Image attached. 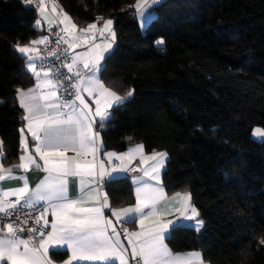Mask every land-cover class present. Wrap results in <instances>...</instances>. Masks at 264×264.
I'll return each mask as SVG.
<instances>
[{
	"label": "trees",
	"instance_id": "obj_1",
	"mask_svg": "<svg viewBox=\"0 0 264 264\" xmlns=\"http://www.w3.org/2000/svg\"><path fill=\"white\" fill-rule=\"evenodd\" d=\"M56 2L78 27L97 16L114 21L116 43L101 79L134 95L100 129L104 151L140 144L148 154L166 152L164 189L190 192L204 221L200 231L174 230L168 247L198 251L207 264H264V141L251 138L253 127L264 129V0H164L142 31L129 7L136 0ZM35 20L33 7L0 0L4 165L20 153L16 89L32 85L13 46L40 35ZM105 191L113 207L133 203L126 177ZM51 258L62 262L67 253Z\"/></svg>",
	"mask_w": 264,
	"mask_h": 264
},
{
	"label": "snow or ice",
	"instance_id": "obj_2",
	"mask_svg": "<svg viewBox=\"0 0 264 264\" xmlns=\"http://www.w3.org/2000/svg\"><path fill=\"white\" fill-rule=\"evenodd\" d=\"M23 2L35 6L38 17L44 16L48 0ZM162 3L163 0H136L129 7L135 8L142 29L146 30L158 19L155 8ZM96 21H103L102 27L97 28L94 22L79 28L80 33L90 34L84 38L76 34L78 26L65 13L59 21L64 25L60 29L64 35L53 32L51 26L55 22L47 21L48 35L13 46L25 58L26 69L36 82L28 89H16V99L23 109L21 120L25 122L20 129L18 163L4 166L6 153L0 140V264H54L53 253L69 254L63 264H203L200 252L173 253L166 243L178 228L200 231L204 226L198 209L191 204L190 192L169 196L162 186L161 169L168 154L154 151L145 156L143 145L124 153L104 151L100 129L110 122L116 108L131 99L134 89L121 95L101 79L104 62L114 50L116 33L111 18L97 16ZM34 28L41 30L40 18L35 20ZM97 32L104 37V43L93 44L84 53L69 52L93 40ZM50 36L56 37L54 48L49 47ZM61 42L68 48L59 47ZM155 43L160 46L164 41L158 39ZM39 45L57 63L48 62ZM62 69H67V73ZM61 90L62 96L58 95ZM81 90L95 104L94 113ZM252 135L264 139V129L256 128ZM69 152L74 155H67ZM136 153L140 154L141 164L146 160L156 163L143 170L139 166L129 168ZM33 170L44 173L34 188L30 187L28 175ZM141 171L142 175L132 177L135 203L113 207L105 187L126 173ZM10 182H15L14 186ZM165 201L168 203L161 207ZM105 209L116 218L119 230ZM172 210L179 216L164 219ZM29 220L33 223L29 224ZM131 225L140 231H130ZM121 233L128 247L122 243Z\"/></svg>",
	"mask_w": 264,
	"mask_h": 264
},
{
	"label": "crops",
	"instance_id": "obj_3",
	"mask_svg": "<svg viewBox=\"0 0 264 264\" xmlns=\"http://www.w3.org/2000/svg\"><path fill=\"white\" fill-rule=\"evenodd\" d=\"M22 3H24L23 2V0H20ZM164 1V0H163ZM25 4V3H24ZM30 7H33L34 9H35V11H36V19L37 18H40L41 20H42V28H41V30H39L40 31V35L39 36H37L36 38H34V39H38L40 36H42V35H45L44 34V27L45 26H49V24L47 23V21H54L55 23L54 24H52V26L51 27H58L59 29H62L63 27H64V25H61L60 23H59V21L61 20V19H63V16H64V14L66 13L61 7H60V5L56 2V0H55V3H52L51 2V0H48V2L45 4V13H44V16H40V17H38V12H37V10H36V7L35 6H30ZM54 9H55V11H54ZM62 10V11H61ZM67 14V13H66ZM132 14H133V16L135 17V19L137 20V22H138V24H139V27H140V30L142 31L143 29H142V27H141V24H140V20H139V18L137 17V15H136V10H135V8L133 7V9H132ZM68 15V14H67ZM69 16V15H68ZM45 17L47 18V21L45 20ZM70 17V16H69ZM71 21L73 22V20L71 19ZM74 23V22H73ZM92 23H94V22H92ZM96 23H97V28H100V27H102V25H103V21L102 22H97L96 21ZM82 27H87V24L85 25V26H82ZM79 28L80 27H78L77 28V35H79V36H81V37H84V38H86V37H88L90 34L89 33H80L79 32ZM105 36L106 37H108V41L109 42H111V37L109 36V34L108 33H105ZM67 37V36H66ZM33 39V40H34ZM67 39H68V37H67ZM99 43H104V37H101L100 36V34L97 32L96 34H95V38L93 39V40H89L87 43H84V44H81V46H79V47H75V48H73V49H70V51H71V53L72 54H79V53H84V52H87L88 51V49L90 48V47H92L93 46V44H99ZM28 44V43H27ZM40 46V45H39ZM39 46H37V47H39ZM17 53V52H16ZM18 54V53H17ZM19 56H21L20 54H18ZM23 57V56H22ZM24 58V57H23ZM37 63H39V62H37ZM80 67L82 68L83 66L82 65H80ZM24 69H25V71L30 75V77H31V80H32V85H31V87H33L34 86V84H35V79L32 77V75H31V73H29L28 71H27V69H26V64H25V58H24ZM46 91V90H45ZM82 91V95H83V97L85 98V101L87 102V103H89V105L91 106V108L93 109V113H94V111H95V104L94 103H92V100L91 99H89V97H88V93L87 92H84L83 90H81ZM60 94V92L58 93V95ZM93 96H95V93H93ZM77 103H79V101H77ZM18 106H19V101H18ZM20 107V106H19ZM21 109V108H20ZM21 111H22V115H23V109H21ZM24 121H22V125H21V127H20V129L23 127V125H24ZM20 129H19V148H20V153H19V155L21 154V145H20V138H21V133H20ZM25 136L27 137V139L29 140V142L31 143V136L28 134V131H27V129L25 128ZM136 145H140V144H135V145H132V146H130V147H128L126 150H124V151H122V152H116V153H124V152H127L130 148H134ZM110 152H114V151H110ZM158 152H164V151H158ZM143 153H144V155L145 156H150L152 153H145L144 152V149H143ZM67 155H69V156H72V155H74V153H72V152H69V153H67ZM135 156H136V158L135 159H133L132 161H131V163L130 164H128V166H129V168H132V167H137V166H139L140 168H141V170H143L144 168H147V167H149L150 165H152V164H155L156 163V161H151V160H146L145 161V163L144 164H141L140 163V154L139 153H136L135 154ZM19 157V156H18ZM91 157H89V159H90ZM168 158V157H167ZM36 159L37 160H39V157H36ZM19 161H18V159H17V161L15 162V163H18ZM115 163H117V164H119L120 162L119 161H114ZM166 162H167V159H166ZM166 162H165V166H166ZM41 164L43 163L42 161L40 162ZM125 163L127 164L128 163V161L127 160H125ZM5 167H8V166H10V165H4ZM165 166H164V168L163 169H161V179H162V174H163V171H164V169H165ZM19 174H21V175H23L24 173H19ZM28 175H29V177H30V187H32V188H34L35 187V185L39 182V179L40 178H42L43 177V175H44V173L43 172H40V171H36V170H33L32 172H30V173H28ZM139 175H142V171L141 172H130V173H126V174H124V175H122L121 177H126L128 180H129V182L131 183V186H132V194H133V203L132 204H134L135 203V197H134V185H133V183H132V177L133 176H139ZM161 182H162V180H161ZM13 186H14V183L15 182H10ZM151 183H155V181H151ZM162 186H163V184H162ZM166 191V190H165ZM73 192H75V188H73ZM179 192V191H178ZM167 193V192H166ZM176 192H173V193H167L169 196H172V195H174ZM9 199L10 200H15V197H9ZM166 203H168L167 201H165V202H162V204H161V207H164V204H166ZM191 204H192V202H191ZM193 205V204H192ZM105 213L113 220V222H114V226L118 229V226H119V224H117V223H115V220H116V218L115 217H113V216H111V213L107 210V209H105ZM179 216V212H176V211H174V210H172V212H171V214L170 215H167V216H165L164 217V219H166V220H168V219H175L176 217H178ZM49 220H51V216L49 215L48 217H47ZM129 228L130 229H132V230H135V231H140V229H139V227L138 226H136V225H131V226H129ZM49 230H50V227H49ZM121 239H122V243L125 245V247H128V241L126 240V239H123V237H121ZM128 252H129V254H130V252H131V249L130 248H128ZM189 252H198V251H189ZM189 252H183V253H189ZM174 253V252H173ZM182 253V254H183ZM68 253H67V258H68ZM66 258V259H67ZM65 259V260H66ZM65 260H63V261H65ZM63 261L62 262H54V264H63ZM202 262H203V264H207V263H205L203 260H202ZM73 264H77V262H73ZM117 264H118V262H117ZM133 264H134V262H133ZM197 264H200V262H197Z\"/></svg>",
	"mask_w": 264,
	"mask_h": 264
},
{
	"label": "built area",
	"instance_id": "obj_4",
	"mask_svg": "<svg viewBox=\"0 0 264 264\" xmlns=\"http://www.w3.org/2000/svg\"><path fill=\"white\" fill-rule=\"evenodd\" d=\"M48 30H49V26H45V27H44V34H45V35H48V34H49V33H48ZM52 31H53V32H57V31H60V29H59L58 27H52ZM60 35H64V34L60 31ZM49 39H50V41H52V43L49 45V47H50V48H54V47H56V44H55L56 37H55V36H50ZM65 39H67L66 36H65ZM59 47H61V48H63V49H67V48H68V45H67V44H64L63 42H61V44H60ZM39 48L41 49V55L47 57V61H48V62H50V63H52V64L57 63V61L55 60V57H48V54H47V52L44 50V46H43V45H40ZM69 52H71L70 49H69ZM39 63H40V62H39ZM39 63H38V64H39ZM44 66L46 67L47 64H45ZM62 71H64V72L67 73V69H62ZM69 75H71V74L69 73ZM59 95H61V96L64 95V93H63L62 90L60 91V94H59ZM13 201H14V200H13ZM32 223H33V222H32L31 220H29V224H32ZM119 228H120V225L118 226V230H119ZM48 230H49V228H48ZM131 230H132V229H130V231H131ZM121 237H123V234H122V233H121Z\"/></svg>",
	"mask_w": 264,
	"mask_h": 264
},
{
	"label": "rangeland",
	"instance_id": "obj_5",
	"mask_svg": "<svg viewBox=\"0 0 264 264\" xmlns=\"http://www.w3.org/2000/svg\"><path fill=\"white\" fill-rule=\"evenodd\" d=\"M62 32V31H61ZM63 33V32H62ZM64 34V33H63ZM256 128H260V127H253L252 130H251V138L254 140V141H257V142H263L264 139H257V138H254L253 135H252V132L254 129ZM262 129V128H261Z\"/></svg>",
	"mask_w": 264,
	"mask_h": 264
}]
</instances>
